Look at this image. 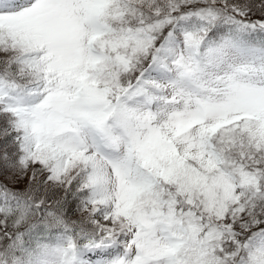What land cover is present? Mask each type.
<instances>
[{"label":"snow or ice","instance_id":"6c2138e0","mask_svg":"<svg viewBox=\"0 0 264 264\" xmlns=\"http://www.w3.org/2000/svg\"><path fill=\"white\" fill-rule=\"evenodd\" d=\"M0 264H264V0H0Z\"/></svg>","mask_w":264,"mask_h":264}]
</instances>
